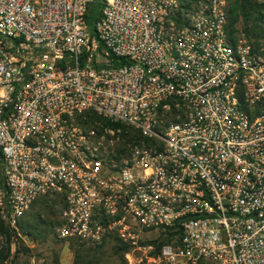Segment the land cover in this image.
<instances>
[{
	"label": "built area",
	"instance_id": "1",
	"mask_svg": "<svg viewBox=\"0 0 264 264\" xmlns=\"http://www.w3.org/2000/svg\"><path fill=\"white\" fill-rule=\"evenodd\" d=\"M263 53L227 0H0V218L58 197L129 264H264Z\"/></svg>",
	"mask_w": 264,
	"mask_h": 264
},
{
	"label": "rangeland",
	"instance_id": "2",
	"mask_svg": "<svg viewBox=\"0 0 264 264\" xmlns=\"http://www.w3.org/2000/svg\"><path fill=\"white\" fill-rule=\"evenodd\" d=\"M257 1L264 2V0ZM97 10L98 7L91 15V34L94 31ZM245 25L241 17L236 25L239 29L237 34L247 38L242 32ZM252 41L255 42V39ZM262 45H264L263 40ZM59 212L58 197H41L36 200L21 218L22 227H18L15 230L17 234L12 236L10 256L4 264H122L120 253L115 252L113 242L106 245L99 259L91 258L88 252L83 251L85 258L79 259L76 254V245L71 240L73 238H61L58 235L56 223L59 220ZM1 220L0 218V223ZM6 247L7 238L0 231V252L7 253ZM88 248H90L89 245H84V249ZM127 264H129L128 259Z\"/></svg>",
	"mask_w": 264,
	"mask_h": 264
},
{
	"label": "trees",
	"instance_id": "3",
	"mask_svg": "<svg viewBox=\"0 0 264 264\" xmlns=\"http://www.w3.org/2000/svg\"><path fill=\"white\" fill-rule=\"evenodd\" d=\"M228 1V16H229V28L231 34L236 37L239 29L236 26L242 17L245 21V27L243 29L244 35L252 41L255 39V49L259 50L262 45V40L264 41V2H259L257 0H227ZM96 6L91 8V15L94 12ZM90 25L92 24V19L90 16ZM91 119H97L95 115H90ZM61 210V209H60ZM53 222V221H52ZM51 222V223H52ZM60 220L57 221L56 227L60 225ZM23 225V224H22ZM21 226V220L19 222V227ZM22 227V226H21ZM15 228H12L10 225L6 224L3 220L0 223V231L7 238V253L3 251L0 252V264H4V261L10 256L11 244H12V236L16 233ZM73 244L76 245V254L79 259H84L85 256L82 254L83 252H88V256L91 255V258L99 259L101 253L104 252V248L110 242H113L114 250L122 258V264H127V259L125 258L126 252H128L130 246L123 242L120 239L110 240L103 244L99 245H89L90 248L84 249L83 242L78 241L77 239H71ZM90 261V260H89ZM82 262V261H81ZM93 262V261H91ZM99 262V261H95Z\"/></svg>",
	"mask_w": 264,
	"mask_h": 264
}]
</instances>
